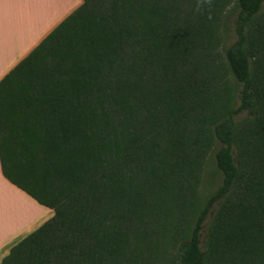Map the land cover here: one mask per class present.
I'll use <instances>...</instances> for the list:
<instances>
[{
	"label": "trees",
	"instance_id": "16d2710c",
	"mask_svg": "<svg viewBox=\"0 0 264 264\" xmlns=\"http://www.w3.org/2000/svg\"><path fill=\"white\" fill-rule=\"evenodd\" d=\"M0 163L53 211L2 264H264V0H83L0 80Z\"/></svg>",
	"mask_w": 264,
	"mask_h": 264
},
{
	"label": "crops",
	"instance_id": "0c3cea01",
	"mask_svg": "<svg viewBox=\"0 0 264 264\" xmlns=\"http://www.w3.org/2000/svg\"><path fill=\"white\" fill-rule=\"evenodd\" d=\"M83 0H0V80ZM5 178L0 163V264L21 240L52 218Z\"/></svg>",
	"mask_w": 264,
	"mask_h": 264
},
{
	"label": "rangeland",
	"instance_id": "374dc122",
	"mask_svg": "<svg viewBox=\"0 0 264 264\" xmlns=\"http://www.w3.org/2000/svg\"><path fill=\"white\" fill-rule=\"evenodd\" d=\"M213 188H204L203 189V196L205 197V198H207L210 194H211V192H213ZM211 215H212V212L208 215V217H207V219H206V221H205V225H204V228H203V230H202V232H201V239H204V236H205V230H206V227H207V225H208V223H209V220H210V217H211ZM48 221V220H47Z\"/></svg>",
	"mask_w": 264,
	"mask_h": 264
}]
</instances>
